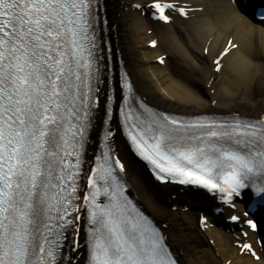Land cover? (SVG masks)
Instances as JSON below:
<instances>
[{"label": "snow or ice", "instance_id": "6c2138e0", "mask_svg": "<svg viewBox=\"0 0 264 264\" xmlns=\"http://www.w3.org/2000/svg\"><path fill=\"white\" fill-rule=\"evenodd\" d=\"M235 5L264 25V5ZM131 7L165 25L196 11L179 0ZM110 32L107 0H0V264H181L167 225L131 195L127 153L156 181L206 189L233 211L250 194L243 224L264 230L255 218L264 209V111L160 108L140 93ZM238 47L227 41L214 73ZM260 245L262 254L237 246L264 264Z\"/></svg>", "mask_w": 264, "mask_h": 264}, {"label": "bare ground", "instance_id": "6f19581e", "mask_svg": "<svg viewBox=\"0 0 264 264\" xmlns=\"http://www.w3.org/2000/svg\"><path fill=\"white\" fill-rule=\"evenodd\" d=\"M147 2L107 0L113 48L123 54L140 93L146 94L160 108L175 112H238L243 116H256L264 111V27L252 23L250 16L237 11L235 3L230 0H179L196 11L190 13L191 19L175 17L174 23L168 25L156 23L150 13H140L131 7L134 3ZM150 30L151 36L146 35ZM181 33L186 35L188 46ZM229 39L239 47L222 60V71L216 74L212 58L226 48ZM153 41L157 47L148 48L147 44ZM204 49L209 50L207 57ZM164 55L179 57L182 62L175 65L168 56L160 65L159 60ZM164 81L167 84H163ZM202 83L210 84L208 92L196 89H201ZM153 86L160 90L155 91ZM212 100L217 101L214 107ZM119 150L123 153L122 145ZM126 155L131 165L128 182L132 191L160 225H167L164 232L183 264H218L220 260L211 247L208 251L212 263L199 254L208 242L207 236L214 241L215 252L227 258L225 264L228 261L229 264H260L247 255H240L233 240L218 228L207 231V236L200 228L197 230L201 216L207 217L204 226L212 218L220 219V216L206 214L215 206L214 202L193 194L189 196L190 202H195L202 211L182 214L183 217L169 213L173 197L176 196L175 202L178 203L186 202L184 197L170 191L162 193L131 153ZM159 196L165 198L164 203L160 202ZM237 207L240 212L244 209L242 205ZM261 225H264V218ZM257 237L264 238V230L260 236L250 234L248 241L256 246ZM258 251L262 254L261 249Z\"/></svg>", "mask_w": 264, "mask_h": 264}, {"label": "rangeland", "instance_id": "374dc122", "mask_svg": "<svg viewBox=\"0 0 264 264\" xmlns=\"http://www.w3.org/2000/svg\"><path fill=\"white\" fill-rule=\"evenodd\" d=\"M126 26V25H125ZM151 31L152 30H150L149 32H148V34H146V35H148V36H151ZM186 37V35L184 34V33H181V38L184 40V42H185V44H186V46H188V41H187V39L185 38ZM147 47L148 48H151L150 47V45L149 44H147ZM191 50V49H190ZM169 56V60H170V62H173L175 65L176 64H178V63H181L182 62V59L181 58H179V57H176V56H171L170 57V55H164L163 56V58L162 59H164V60H167V57ZM161 64V63H160ZM163 84H167L165 81L163 82ZM153 89L155 90V91H158V89L160 90V88H158V89H156L155 88V86H153ZM198 91H201L202 92V90L204 91H209L210 90V84L209 85H206L205 83H202L201 84V89L200 88H196ZM160 95V94H159ZM162 191H165L164 190V188H162ZM184 197V199L186 200V202H183V203H178V202H175V198L176 197H174L173 198V203L172 204H170L169 205V213H171V214H176V215H178L179 217H183V215L182 214H193V213H195V212H199V211H202V210H200V209H198L197 207V204L195 203V202H190V200H189V196H183ZM159 198V200H160V202H165V198L164 197H161V196H159L158 197ZM142 204V203H141ZM180 204L181 205H183V207H181L180 206ZM143 205V207H144V209H145V211H147V213H149L150 214V212L147 210V208H146V206L144 205V204H142ZM199 229V225H197V230ZM176 230V227H175V229H174V231ZM208 230H213L212 228H210V227H207L206 229H203V230H201V233L203 234V235H205V236H207V231ZM206 239L208 240V242L206 243V246L205 247H203V251L201 252V253H199V254H202V259H204L205 261H208V263H210L211 261H210V253H209V247H211L212 249H213V254L215 255H217V258L220 260L219 262H218V264H225L224 263V261L227 259L226 257H224V256H221L220 254H218V253H216L215 252V248H214V241L213 240H210L209 239V237L207 236L206 237ZM205 253V254H204ZM210 261V262H209ZM230 261H228V263H229ZM212 263V262H211ZM181 264H183L182 262H181ZM212 264H214V263H212Z\"/></svg>", "mask_w": 264, "mask_h": 264}]
</instances>
